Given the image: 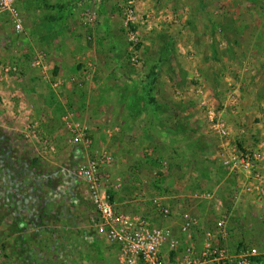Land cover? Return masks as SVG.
Here are the masks:
<instances>
[{"label": "rangeland", "instance_id": "374dc122", "mask_svg": "<svg viewBox=\"0 0 264 264\" xmlns=\"http://www.w3.org/2000/svg\"><path fill=\"white\" fill-rule=\"evenodd\" d=\"M203 100L227 108L238 143L264 141V0H21L0 14V108L10 109H0V264H120L77 175L88 159L104 162L107 193L135 212L158 195L182 211L189 192L218 191L230 246L257 248L264 264V203L232 201L238 183ZM142 117L150 127L127 141ZM68 121L87 128L80 148ZM34 122L40 137L24 142Z\"/></svg>", "mask_w": 264, "mask_h": 264}, {"label": "built area", "instance_id": "2783aa9c", "mask_svg": "<svg viewBox=\"0 0 264 264\" xmlns=\"http://www.w3.org/2000/svg\"><path fill=\"white\" fill-rule=\"evenodd\" d=\"M21 0H0V14L11 13ZM132 16L133 11H129ZM21 30L20 24L16 27ZM203 99V90L198 91ZM238 100L235 99L234 103ZM211 132L220 138L217 157L237 180L231 192L232 201L253 198L264 203V141L256 148L239 144L232 135L231 125L223 119L224 112L214 110L206 101L201 102ZM73 147L86 144L87 128L67 122ZM41 126L34 122L21 139L31 143L40 137ZM41 141L50 143L47 136ZM104 162L88 159L78 167V178L84 184L87 200L97 222L95 230L104 241L114 247L120 264H254L261 257L257 248L233 250L230 246L231 216L223 212L224 200L218 191H196L190 194V208L177 206V200L155 196L150 199V210L142 213L120 208L106 189ZM245 176V182H240ZM197 205L212 208L211 216L196 212ZM186 207V206H185Z\"/></svg>", "mask_w": 264, "mask_h": 264}, {"label": "crops", "instance_id": "0c3cea01", "mask_svg": "<svg viewBox=\"0 0 264 264\" xmlns=\"http://www.w3.org/2000/svg\"><path fill=\"white\" fill-rule=\"evenodd\" d=\"M61 59H63V58H61ZM62 61V60H61ZM77 80H78V82H79V86H81V83H80V80H79V78H77ZM49 83L51 84V86L52 85H54L52 82H51V80L49 81ZM55 87H57V85H54ZM203 90V89H202ZM199 91V90H198ZM204 91V90H203ZM199 93V92H198ZM201 98V97H200ZM202 99V98H201ZM232 103H233V106H231V104H230V111L232 110V108H239L240 107V105L239 104H237V103H239V101L238 102H236V103H234V101H232ZM207 104H208V102H207ZM210 105V104H209ZM7 105L6 104H4V107H6ZM211 106V105H210ZM200 107L202 108V105L200 104ZM117 108V107H116ZM153 108H155L154 110H156V111H154V112H159L160 110H168L167 109V107H165V106H162V104H154V107ZM1 109V108H0ZM117 109H119V110H125L127 113H126V115L128 114V117L130 118H132V120H134L133 119V116H134V114H135V111H134V108H133V106L130 104V105H120ZM226 109L227 108H221V111L222 112H224L225 113V111H226ZM2 110V109H1ZM10 109L8 108V106L5 108V109H3L2 110V114L3 115H5V113H7L8 111H9ZM235 110V109H234ZM234 110L232 111V112H234ZM239 110H241V108H239ZM149 112L150 111H152L151 109L150 110H148ZM161 112V111H160ZM236 112V111H235ZM235 114V113H234ZM116 115V113H113L112 114V116L114 117ZM226 115V114H225ZM236 115H239L238 113L236 114ZM118 118V117H117ZM120 118V117H119ZM131 120V121H132ZM167 120V119H166ZM165 120V121H166ZM119 123L120 124H122V119L120 118V121H119ZM126 123H128V120H126L125 121V123L124 124H126ZM130 123H132L131 125L133 126V128H132V131H131V129H130V132H127L128 134H127V137H129V139H127V141H132V142H134V141H137L136 140V137H138L139 135H141L142 133H143V128L144 127H147V128H149L150 127V124L152 123V121H148V120H144L143 119V117H142V120H137V123L135 124L134 122H130ZM115 124H117L116 123V121H115ZM126 125H128V124H126ZM168 125V124H167ZM166 125V126H167ZM191 125V124H190ZM209 125V124H208ZM242 125V124H241ZM137 126V128H141V134L139 133H137V131L135 130V128L134 127H136ZM192 126V125H191ZM208 127V126H207ZM252 131H253V129H251ZM210 132H211V130H210ZM256 134V133H255ZM257 137L258 136H255L254 137V139H257ZM250 139H251V136L250 137H248V138H246L245 139V141H250ZM263 140H264V138H263ZM245 141H244V143H243V141L241 142V139H240V143L239 144H242V145H245ZM263 141H261V143H262ZM220 143H221V141H220ZM222 144V143H221ZM249 145H250V143H249ZM245 146H247V145H245ZM254 148V147H253ZM218 152H219V147H218ZM263 169H264V165H263ZM263 172H264V170H263ZM240 182H242V183H244L245 182V176L244 177H242V176H240ZM209 190H213L214 191V189H208V188H206V189H199V187H198V189L197 190H194V191H192V192H189V196H190V194H192L193 192H196V191H209ZM185 195H188V194H185ZM158 196H162V197H165V198H169L170 199V201H172V200H174V202H175V199L177 200V201H180V198H178V197H174V198H170V197H168V196H165V195H158ZM189 196L187 197L188 198V200H189ZM182 199H183V197H182ZM148 205H150L149 203H148ZM190 203H188L187 202V204H186V209H188V208H190ZM199 205H197L196 204V208L198 207ZM208 208L209 209H207L208 210V212H209V210H211L212 208H210L209 206H208ZM125 209H127V208H125ZM128 209H131V208H128ZM145 209H143V211H144ZM197 213H200L201 215H203V216H207V215H205V214H203V213H201V211L199 210V212L198 211H196ZM209 216V215H208Z\"/></svg>", "mask_w": 264, "mask_h": 264}]
</instances>
